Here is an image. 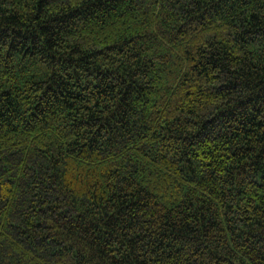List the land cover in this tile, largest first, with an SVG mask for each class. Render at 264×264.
Wrapping results in <instances>:
<instances>
[{
	"label": "trees",
	"instance_id": "1",
	"mask_svg": "<svg viewBox=\"0 0 264 264\" xmlns=\"http://www.w3.org/2000/svg\"><path fill=\"white\" fill-rule=\"evenodd\" d=\"M0 264H264V0H0Z\"/></svg>",
	"mask_w": 264,
	"mask_h": 264
}]
</instances>
